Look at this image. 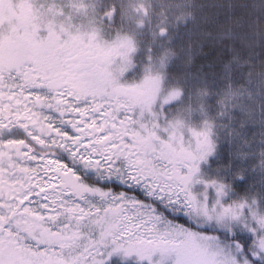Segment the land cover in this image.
I'll return each mask as SVG.
<instances>
[{
    "label": "snow or ice",
    "instance_id": "obj_1",
    "mask_svg": "<svg viewBox=\"0 0 264 264\" xmlns=\"http://www.w3.org/2000/svg\"><path fill=\"white\" fill-rule=\"evenodd\" d=\"M0 264H264V0H0Z\"/></svg>",
    "mask_w": 264,
    "mask_h": 264
}]
</instances>
